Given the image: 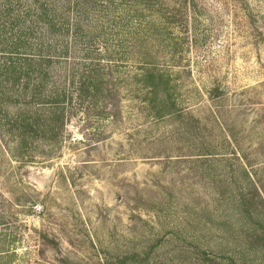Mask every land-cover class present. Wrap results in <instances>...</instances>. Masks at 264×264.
<instances>
[{
	"label": "rangeland",
	"instance_id": "374dc122",
	"mask_svg": "<svg viewBox=\"0 0 264 264\" xmlns=\"http://www.w3.org/2000/svg\"><path fill=\"white\" fill-rule=\"evenodd\" d=\"M160 1L107 100L23 146L0 105V264H264V0Z\"/></svg>",
	"mask_w": 264,
	"mask_h": 264
},
{
	"label": "trees",
	"instance_id": "16d2710c",
	"mask_svg": "<svg viewBox=\"0 0 264 264\" xmlns=\"http://www.w3.org/2000/svg\"><path fill=\"white\" fill-rule=\"evenodd\" d=\"M160 4V0H0V105L6 112L17 106L14 119L0 126L23 146L36 130L43 137L52 132L51 114L62 119L73 98L77 106L96 104L99 97L107 100L111 90L102 65L94 62L99 54L93 57L92 46L97 39L104 45L126 43L113 40V30L126 34L127 25L160 13ZM53 78L57 81L49 84ZM33 106L48 116L51 110L50 118L35 116Z\"/></svg>",
	"mask_w": 264,
	"mask_h": 264
}]
</instances>
